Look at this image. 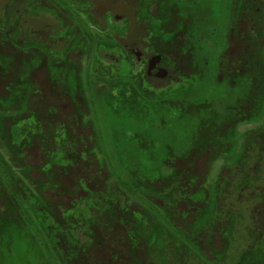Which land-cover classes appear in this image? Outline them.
Returning <instances> with one entry per match:
<instances>
[{
    "label": "trees",
    "instance_id": "trees-1",
    "mask_svg": "<svg viewBox=\"0 0 264 264\" xmlns=\"http://www.w3.org/2000/svg\"><path fill=\"white\" fill-rule=\"evenodd\" d=\"M2 1H0V84L6 92L0 93V183L2 184H0V197H6L4 195L8 194L9 205L19 207L20 214L17 222L12 225L5 221L2 213L0 214V259L7 263L5 255L10 252L9 237H12L9 232L18 231L20 238L29 237L36 251L47 257L52 264H77L80 261L85 262L82 264H100L96 258L105 255L110 256L108 263L105 264L109 262L128 264L126 255L122 253L124 248H120L124 244L129 247L131 262L141 263L143 259L136 253L142 247L152 248L154 235L144 229L141 220L131 208L136 203L146 204L147 188L141 189L142 195L138 194L137 190L131 188V183L121 176L122 171L131 175L134 184L139 179L143 183L161 179L172 180L169 187L159 194V197L169 204L175 201V192L182 190L188 176L185 178V174L181 172L174 174L176 167L174 165L172 167L168 160L173 158L190 160V164L193 165L195 159L201 156L217 159L220 154L227 153L228 142L224 140L225 132L222 131L235 120L237 124L241 122L239 120L243 118L241 113L244 108L259 112L264 103V60L258 49L264 33L263 0L230 1L231 29L235 30V27L244 24L242 22L247 23L246 39L249 46L237 62L231 61L235 71L225 76L224 85L228 88L227 94L231 98V105L223 112L212 108L211 103L195 105L189 102L188 95L180 94L175 98V105H170V110H166V115H161L158 109L159 107L164 109L163 105L170 104L168 99L150 97L148 90H143L139 84L131 80L124 81L131 86L133 95L140 97L147 104L146 106L141 103V109L143 105L149 106L150 111L154 112L148 116L150 118L148 130L132 134L131 139L137 147L130 151L120 150L119 156L122 155L129 160L127 170L113 162L98 117V109L93 99V94L97 91L94 85L96 78H90L89 73L94 52L85 54L87 68L79 64L78 59L75 58L80 47L88 45L89 41L82 40L83 36L75 38L76 36H72L70 31H67V35L66 33L63 35L59 30L40 31L31 28L29 31L28 28L23 27L24 18L35 13V6L44 8L41 9L43 11H39L40 13L48 11L54 15L60 14V6L67 8L75 17H78L79 13L73 10L68 0H50L49 5L37 3L39 0ZM127 1L134 5L136 17L139 19L141 1ZM83 5L91 7L92 4L87 0ZM80 8L88 14V9ZM124 23L127 24L129 21L126 20ZM192 29L186 31L184 37L177 30L172 44L177 46L176 39L179 38L182 45L177 47H184L181 52L179 51L180 57L188 55V59L192 58L196 61L195 67L204 66L206 75L196 73L188 76L179 73L175 65L179 62H171L173 72L181 81L184 79L190 81L189 77L200 80L207 77L212 69L211 62L204 58V55L213 51L208 47L212 44L214 46V34L208 30L206 37L205 33H201L202 31H198L197 28ZM91 41L93 45H98L100 42L98 38ZM196 80L192 81L195 83ZM216 92L221 93L219 87ZM157 105L159 107L154 111ZM188 106L198 108L199 122L196 131L187 133V141H184L181 132L174 137L172 131L174 127L175 132L178 128H182L190 117ZM175 113L176 116L172 118ZM89 128L93 132L92 135ZM164 129L169 131L164 139L151 136L152 133ZM205 131L210 139L204 138ZM173 137L176 140H183L184 142L181 143L187 145V148L191 145L186 149L187 153H184V150L183 154H178L175 148L178 144L173 142ZM243 138L246 146L233 169H241L245 166L257 141L264 140V124L258 130L246 133ZM28 149H39L41 155H44V162L39 163L38 168L22 163ZM93 165L100 169L105 166L109 168V180L104 188L95 185V176L99 174L93 172ZM86 167H90L92 173L87 171ZM226 167L229 168L228 166L224 168ZM38 169H42L41 172L46 175L45 181L48 182L31 185L30 173L37 172ZM84 172L83 177H75L74 186L69 187L63 181L64 178ZM224 177L221 174L217 182L216 199L219 202L224 194V185L228 182ZM249 178L244 176L245 185ZM91 204L105 208L102 219L106 217L110 219L114 225L113 230L120 223L119 226H122L126 233L124 231L121 238L101 236L96 226L98 222L90 210ZM59 209L60 213H58ZM21 227H24V230L19 229ZM178 234L179 241L184 245L182 250L187 251L185 253H193L199 260L215 264L206 259L194 243L186 239V233ZM175 235L177 238V232ZM109 238L114 239L110 244L107 242ZM185 241L190 244L188 243L187 246ZM254 259L264 261V246L246 251L242 258H237L231 264H248ZM224 263L226 264L225 259L220 261V264Z\"/></svg>",
    "mask_w": 264,
    "mask_h": 264
},
{
    "label": "rangeland",
    "instance_id": "rangeland-1",
    "mask_svg": "<svg viewBox=\"0 0 264 264\" xmlns=\"http://www.w3.org/2000/svg\"><path fill=\"white\" fill-rule=\"evenodd\" d=\"M85 1L87 0H68L74 8L73 10L79 13L78 17H75L63 6H60V14L56 15L48 11L40 13L39 11H43L44 8L35 6V13L24 18L23 27L28 28L29 31L31 28L40 31L54 29L59 30L63 35L65 33L67 35V31H70L72 36H76L75 38L83 36L82 40L89 41L88 45L80 47L75 58L78 59L79 64L87 68L88 62L85 54L94 52L90 65L91 72H89L90 78H96L94 85L97 91L94 92L93 99L98 109L106 145L111 151L115 164H119L124 170H127L129 160L123 158L122 155L119 156L120 150L122 152L130 151L137 147L131 139L132 134L148 130L150 127L148 116L154 113L150 111L149 106L144 107L143 105L141 109L140 104L146 103L140 97L133 95L131 86L124 81L131 80V82L139 84L143 90H148L150 97L168 99L170 104L163 105L164 109H160L159 105L153 109L155 111L159 107L158 113L160 112L161 115H166V110H170V105H175V98L180 94L188 95L189 102L195 105L211 103L212 108L220 112L231 105V98L227 94L228 88L224 85V79L229 72L235 71L231 66V61L237 62L249 46L246 39L247 23L242 22L244 24L235 27V30L231 29L229 21L231 0H183L185 5L181 9L182 14L178 13L179 8L172 0H146L149 14L141 15L139 20L134 14V5L131 2L128 3L127 0H88L92 4L91 7L83 5ZM37 3L49 5L50 0H39ZM80 7L88 9V14L81 11ZM126 20L129 23H124ZM152 21L155 23L154 26L150 25ZM185 27L189 31H192V28H197L198 31H202L201 33H205L206 37L208 30L214 34V46L212 44L208 47L213 51L204 55V58L211 62L212 69L207 77L200 78L199 81L193 77H189L190 81L185 79L181 81L175 73L162 69V65L159 64V62L165 61L166 66L167 61L172 63L177 61L179 64L175 63V65L179 73L188 76L196 73L206 75L204 66L195 67L196 61L192 58L188 59V55L180 57L179 53L184 47H177L180 52L174 51L173 37L177 30L178 33L180 32V29L183 31L180 32V35L184 37ZM95 38L100 40L98 45L92 44L91 40ZM176 45H182L179 38L176 39ZM258 49L264 60V33ZM201 60H203L202 56ZM150 62L158 63L157 70L150 68ZM216 72L218 74H215ZM84 77H86V73H84ZM192 80H196V82L194 83ZM218 87L221 91L219 94L216 92ZM1 92L5 94L6 90L0 84ZM244 109L241 113L243 118L239 120L241 122L237 124L235 120L222 131L225 132L224 140L228 142L226 143V154H220L217 159L201 156L195 159L193 165L190 164V160H174V158L168 160L172 167L173 165L176 167L174 174L181 172L185 174V178L188 176L182 190L175 192V201L166 204L167 201L159 197V194L169 187L172 180L161 179L143 183L137 177L140 181L138 180L134 184L135 181L132 180L131 175L122 171L121 176L125 181L131 183V188L137 190L138 194L142 195L141 189L147 188L146 204L145 202L136 203L131 208V211L137 214L141 220L144 229L154 235L152 237L153 247H142L136 253L139 258L143 259L139 264H208L199 260L195 254L185 253L187 251L182 250L184 245L181 244L182 241H179V232L180 234L186 233V239L194 243V246L204 257L215 264H220V261L224 259L226 264H231L237 258H242L246 251L264 246V178H262L264 177V140L257 141L245 166L241 169H233L246 146V141L243 138L245 134L258 130L264 124V103L259 112ZM188 110L190 117L186 123L182 128H178V131L175 132V127L172 131L174 137H177L178 132H181L184 141H187V133L196 131V125L199 122L198 108L188 106ZM183 113L187 114L186 111ZM175 116L176 113L172 118ZM27 127L30 130L29 125ZM89 131L92 135L91 128ZM168 132L164 129V131L152 133L151 136L155 135L164 139ZM204 133L206 136L204 138L210 139L208 133L206 131ZM174 137L172 140L178 144L175 147L178 154H183L184 150V153H187L186 149L191 145L187 148V145L181 143L184 142L183 140H176ZM26 151V157L22 159V163L38 168L39 163L44 162V155H41L39 149ZM94 164L98 166L97 163L94 162ZM97 166L93 165V172L99 174V176H95V185L104 188L105 183H108L109 180V168L105 166L100 169ZM225 166L229 168H224ZM86 169L92 173L90 167H86ZM41 171L42 169H38L37 172L31 171V185L48 182L45 181L46 175L44 176V172ZM85 172L64 178L63 181L69 187L74 186V183L76 184L75 177H83ZM221 174L228 182L224 185V194L219 202L216 199V188ZM245 175L250 177L246 185L243 179ZM79 193L81 194V192ZM4 196L6 197H0V214L2 213L5 221L12 225L17 222L20 209L15 205H9L8 194ZM90 210L98 222L96 226L101 236L121 238V235H124L125 229L119 226L118 220L117 228L119 229L113 230L114 225L110 219L107 217L102 219L105 208L91 204ZM58 213H60V209ZM19 229L24 230V227ZM174 231L177 232V238ZM9 234L12 237H9L11 246L8 251L10 252L5 255L7 263L0 259L2 260L0 264H52L47 260V257L36 251L29 241V237L20 238L18 231L9 232ZM113 241L114 239H107L108 244ZM189 242L185 241L184 243L188 246ZM166 243H168L167 246ZM120 248H124L122 253L126 255V262L134 264L130 260L129 247L124 244ZM109 259L110 256L105 255L97 257L96 261L105 264ZM249 262L264 264V261H260V259ZM82 263L85 262L80 261L77 264ZM109 264L112 263L109 262Z\"/></svg>",
    "mask_w": 264,
    "mask_h": 264
},
{
    "label": "flooded vegetation",
    "instance_id": "flooded-vegetation-1",
    "mask_svg": "<svg viewBox=\"0 0 264 264\" xmlns=\"http://www.w3.org/2000/svg\"><path fill=\"white\" fill-rule=\"evenodd\" d=\"M141 2H139V6H140V11L139 12H141V15H145V13L147 14H149V9H147L146 8V4L147 3H145L146 2V0H140ZM172 1H174V2H176V5L178 6V8H179V10H178V13H180L181 12V14H182V11H181V9L183 8V5H185L184 3H183V0H178V2L176 1V0H172ZM128 3H130V2H128ZM135 14V13H134ZM147 14V15H148ZM151 14V13H150ZM141 15L139 16V19H141ZM135 16H136V14H135ZM153 17V16H152ZM154 18V17H153ZM138 19V20H139ZM155 21V20H154ZM150 25L151 26H154L155 25V23L152 21V22H150ZM188 27V26H187ZM187 27H185L184 28V30H185V33H186V31H188L189 32V30H188V28ZM180 32H183L181 29L179 30ZM186 35V34H185ZM174 46V45H173ZM150 47H152V46H150ZM177 46H175V48H174V51H176V52H179L180 50L177 48ZM150 64H151V69L152 70H157V68L159 67V65H158V63H151L150 62ZM159 64L160 65H162V69H167V71H170V72H172L173 74H174V72H173V69L171 68V66L173 67V64L171 63V61L169 62V61H167L166 62V66H165V61H162V62H159Z\"/></svg>",
    "mask_w": 264,
    "mask_h": 264
}]
</instances>
